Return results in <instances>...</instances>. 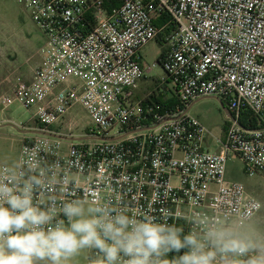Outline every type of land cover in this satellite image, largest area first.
Wrapping results in <instances>:
<instances>
[{"label":"built area","instance_id":"1","mask_svg":"<svg viewBox=\"0 0 264 264\" xmlns=\"http://www.w3.org/2000/svg\"><path fill=\"white\" fill-rule=\"evenodd\" d=\"M18 2L44 43L31 78L12 76L0 96L3 109L14 103L32 109L34 122L19 126L28 132L19 163L0 165V182L17 192L31 183L33 204L52 212L49 226L67 225L63 205L79 201L112 215L151 218L209 248V233L249 246L244 253L213 248L214 264L264 256V245L240 237L262 203L243 183L226 179L232 157L249 177L264 171V0ZM159 38L167 45L160 63L167 77L155 90L173 101L169 108L136 98L156 66L144 65L141 51ZM207 97L220 99L231 115L215 152L205 146L208 129L188 112ZM76 105L93 125L81 134L65 120ZM243 111L258 127L240 124ZM181 254L154 259L174 264ZM102 261L90 249L87 264Z\"/></svg>","mask_w":264,"mask_h":264},{"label":"clouds","instance_id":"2","mask_svg":"<svg viewBox=\"0 0 264 264\" xmlns=\"http://www.w3.org/2000/svg\"><path fill=\"white\" fill-rule=\"evenodd\" d=\"M32 192L31 183L17 192L0 182V264H65L85 248L99 250L102 264H120L121 256L127 257V264H156L155 257L174 252L182 253L174 264H214L216 250L248 251V245L223 235L209 233V248L196 235H181L177 228L151 218L122 211L112 215L110 209L86 208L79 201L63 205L67 225L61 221L49 226L52 212L35 206ZM248 264H264V256Z\"/></svg>","mask_w":264,"mask_h":264},{"label":"rangeland","instance_id":"3","mask_svg":"<svg viewBox=\"0 0 264 264\" xmlns=\"http://www.w3.org/2000/svg\"><path fill=\"white\" fill-rule=\"evenodd\" d=\"M43 43L42 32L32 21L30 13L23 8L18 0H0V61L9 65L13 70L30 66L39 57L38 51ZM166 48L165 41L159 38L150 42L141 51L143 64L152 66L155 63L156 66L148 78L139 84L136 93L137 99H145L147 93L154 90L159 81L166 79L165 71L157 62ZM4 92L5 89L0 90V96ZM225 108L226 106L220 99L207 97L197 100L188 112L203 122L209 131L207 137L213 139L222 136L227 128L228 117ZM32 116L33 110L27 109L19 103H14L7 109H3L0 104V165L17 167L22 140L27 135L25 134L26 129H21L19 126H33ZM3 119L9 122L4 123ZM65 120L73 125L76 134L93 128L87 113L80 105L74 106L66 115ZM230 170L232 181L243 183L247 191L261 201V215L264 216V171L254 177H249L245 173V165L236 157L231 158ZM82 204L86 208L92 207L89 204ZM260 226V229L264 231V226ZM243 230L244 228L240 232ZM89 252L90 248H85L78 255L67 260L65 264H87ZM39 264H48V262L41 261Z\"/></svg>","mask_w":264,"mask_h":264},{"label":"crops","instance_id":"4","mask_svg":"<svg viewBox=\"0 0 264 264\" xmlns=\"http://www.w3.org/2000/svg\"><path fill=\"white\" fill-rule=\"evenodd\" d=\"M40 62H41V56L39 55V57L36 59V62L33 63L32 65L26 66V67H21L19 69L13 70V69H10L9 65L4 64L3 61H0V90H2V89H5V91L8 90L9 79L14 75L20 74V75H22V77L24 79H30L31 75H32V70L37 65H39ZM196 102L197 101L192 102L190 107ZM229 114L230 113L228 112L227 113L228 120L230 117ZM2 121L4 123L9 122V121H6L5 119H3ZM226 130L224 131L223 135L220 137H214L213 139L206 137V140H205L206 148L209 149L210 151H214V152L218 151V145H217L216 139H223L225 136ZM27 133L28 132L26 130L25 134H27ZM230 161H231V158L227 161V164H226V179L228 181H232V172L230 170ZM261 211H262V209H261ZM261 211L255 216V218L247 226L244 227V230L240 232L241 240L243 239V241H245L246 243H248L249 245H252V246L264 245V231L262 229H260L261 228L260 225H262V227L264 226V216L261 215ZM40 262L41 261H39L38 264Z\"/></svg>","mask_w":264,"mask_h":264},{"label":"trees","instance_id":"5","mask_svg":"<svg viewBox=\"0 0 264 264\" xmlns=\"http://www.w3.org/2000/svg\"><path fill=\"white\" fill-rule=\"evenodd\" d=\"M162 21H157V24H161ZM164 52L163 51L161 53V56L160 58L157 60V62L160 64L161 63V60L163 58V55H164ZM151 92V91H150ZM150 92L147 93V98L144 100V104H147V105H152V104H161L163 107H171L173 104V101L172 100H169V99H166L163 95L161 94H157L156 90H152L153 94H150L148 95ZM223 105L226 106V104H224L222 102ZM226 109L228 110L227 106H226ZM240 124L246 128L248 127H252V128H256L258 127L257 126V120L256 118L253 116V114L249 111H243L242 114H241V118H240ZM226 125H228V121L226 123ZM227 129V128H226Z\"/></svg>","mask_w":264,"mask_h":264},{"label":"water","instance_id":"6","mask_svg":"<svg viewBox=\"0 0 264 264\" xmlns=\"http://www.w3.org/2000/svg\"><path fill=\"white\" fill-rule=\"evenodd\" d=\"M225 110H226V112L228 113V110L225 108ZM229 116L231 117V115L229 114ZM229 117V118H230ZM48 135H50V136H56V135H53V134H48ZM57 137H59V138H63L64 139V137H62V136H57Z\"/></svg>","mask_w":264,"mask_h":264}]
</instances>
